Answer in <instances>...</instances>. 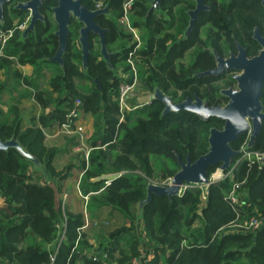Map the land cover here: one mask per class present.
<instances>
[{"label":"trees","instance_id":"trees-1","mask_svg":"<svg viewBox=\"0 0 264 264\" xmlns=\"http://www.w3.org/2000/svg\"><path fill=\"white\" fill-rule=\"evenodd\" d=\"M123 1L105 0L113 19L105 16L95 19L101 27L109 29L105 34L107 48L115 40L118 42L114 49L117 53L110 61L114 69L124 67V59L133 47L124 42L129 41L130 35L117 25ZM82 3L94 8L90 0H82ZM133 8L132 26L139 28L146 5L136 1ZM46 20L44 25L37 24L23 42L18 40L20 31L16 30L5 48L6 55L14 60L0 59V68L7 71L12 62L30 64L35 78L40 77L43 68H51L50 90L36 89L32 95L42 110L50 107L49 118L41 114L36 123L23 126L17 103L10 104L6 111L0 107V140L14 137L39 160L49 176L36 171L32 163L13 148L0 150V264H48L51 253H55L53 264H133V260L139 264H264V163L240 161L232 177L211 183L205 190L188 187L181 195L170 199L153 195L142 207L136 232V206L146 195L148 179L156 175L157 169L161 171H157L161 181L166 180L179 169L177 158L185 162L189 156L194 161L202 155L207 148L209 128L221 123L215 118L203 121L188 111L160 115L162 106L156 101L125 114L119 122L114 97L120 78L109 71L90 41L87 69L82 70L81 52L76 42L79 24L74 20H70L68 27L63 69L49 62L47 59L57 49V37L53 34L55 25L50 14ZM156 33L155 27L145 28L142 37H147L146 47L139 49L138 55L157 57L168 52L169 47L155 41ZM188 47L189 44H182L177 55L181 56ZM135 64L139 84L147 89L152 84L161 87L164 78L159 79L158 71L152 68L146 76L141 62L135 61ZM14 76L21 79L20 74L14 73ZM170 79L181 81L176 77ZM21 82L33 88L29 80L22 78ZM3 88L0 85V92ZM76 99L80 100V111L93 119L88 159L79 163L83 170L80 192L98 191L88 197L84 207L88 212L89 229L96 228L95 221L99 225L107 224L96 214L102 208L118 213L125 223L105 237L100 235L102 241L98 244L95 239L90 242L85 230L81 231L75 246L78 230L84 223L83 213L68 211L56 200L59 183L68 176L72 164L55 170L53 163L58 150L44 144L42 127L64 122ZM260 101L264 109V92ZM244 139V134L240 135L230 144L232 149L239 150ZM251 150L264 152V118ZM236 159L234 157L232 162ZM217 168L218 165L208 167V176ZM120 171L125 174L103 187L102 176ZM54 180L58 181L56 187L51 184ZM234 182H241L240 191L245 193L236 211L226 200ZM203 192H206L204 199ZM236 212H239L237 219ZM250 217L262 220L256 232L231 225L242 224ZM64 220V238L58 244V226Z\"/></svg>","mask_w":264,"mask_h":264},{"label":"flooded vegetation","instance_id":"flooded-vegetation-1","mask_svg":"<svg viewBox=\"0 0 264 264\" xmlns=\"http://www.w3.org/2000/svg\"><path fill=\"white\" fill-rule=\"evenodd\" d=\"M28 1L30 0H4L1 5L2 20L0 21V27L8 25V29L18 30L20 32L24 30L29 22L32 10L31 8H22L20 5H24ZM50 1L41 0L38 12L42 16L43 21L42 19L37 20L36 25L39 23L42 25L46 24L47 16L49 14L52 15L51 9L56 5V0H54V3ZM103 1L90 0L93 3V9L102 8L107 3L105 0ZM136 1L146 5V12L139 28L132 26L133 18L130 17L135 12L133 5ZM195 4V0H159L157 9L149 12L150 0H133L131 9L128 12L127 21L134 33L139 32L140 39L138 38L136 40L134 34L128 28L129 31L127 30L125 32L130 35V45L134 47L140 42L139 47L133 52V56L141 60L139 62L143 65L146 76L153 68L155 71H158L159 79L164 78V81L160 82L161 87L157 84H152L151 88L148 89L141 83L139 84L138 68L135 64L136 60H133V56L130 57L133 60V67L135 69L136 84L132 92L128 95L127 101L130 108L126 114L144 105L151 104L153 101L161 104L162 112L164 109L162 102L157 99H150L155 89L160 90L165 96L170 97V103L174 105L183 102L187 98L194 100L195 97H198L207 106H223L227 102V97L221 93V90L227 89L228 87L235 88L234 76L241 73L242 70L240 67L243 65L244 60L258 56L259 52L263 49L264 0H202L200 8H197V11L193 13ZM108 13L109 15L105 14L100 16L113 19L112 13L110 11ZM146 27L157 28L155 41L158 40L160 44L170 48L164 56L158 55L157 57H151L149 55L140 56L137 54L139 48L146 47L144 44L146 43L145 40L147 37H145L146 35L144 38L142 37ZM89 38V41L93 45H97L99 54L98 36L91 33L89 34ZM76 42L78 44L77 37ZM116 42L115 40L109 46L118 43ZM182 44H189V47L182 52L181 56H178L177 53H179ZM108 48V52L114 53L110 57L111 61L117 51L111 47ZM191 49L195 50L193 55L185 59L186 54ZM131 50L128 51L124 59V67L119 66L117 69H114L112 65V69L107 67L113 75L120 78L119 80L128 78L131 81L132 79L133 70L129 63V52ZM169 52H174L175 55ZM99 56L102 59L100 54ZM214 69L217 72L198 76L203 72ZM169 77H176L181 79V81L175 82ZM137 86L138 89L140 87L141 93L145 96L141 101L135 96L136 93L134 91ZM262 88V92H264V86ZM218 121L221 124L215 128L221 129L223 121ZM250 131L251 124L249 123V129L244 133L245 139L241 145L248 143ZM254 142L255 139L251 148Z\"/></svg>","mask_w":264,"mask_h":264},{"label":"water","instance_id":"water-1","mask_svg":"<svg viewBox=\"0 0 264 264\" xmlns=\"http://www.w3.org/2000/svg\"><path fill=\"white\" fill-rule=\"evenodd\" d=\"M3 1L0 0V21L2 20L1 5ZM195 2L193 13L197 11V8H200L202 0H195ZM158 4L159 0H150L149 12L157 9ZM40 5L41 0H30L26 4L20 5L22 8H31L32 10L26 28L20 32L18 39L20 42L24 41L28 34L35 30L37 20L42 19V16L38 12ZM108 11V3L102 8L89 9L82 4V0H56V5L51 9V18L55 24L53 34L57 37V49L54 55L47 60L58 64L60 69H63L62 55L66 46L68 27L70 20H74L80 25L77 32V41L81 52L82 70L86 71L87 69L90 51L88 38L91 33L98 36L99 54L107 67L112 69L110 57L114 53L108 52L105 43V33L108 32V29L100 27L95 22L98 16L109 15ZM240 69L242 70L241 73L234 76L235 88L228 87L221 90V93L227 97V102L223 106H207L198 97H195L194 100L187 98L183 102L174 105L170 103V97L165 96L158 89H155L154 93L150 96L151 100L157 99L164 105L161 115H165L168 112L177 113L181 110L188 111L201 120H207L210 117L221 120L223 121V126L221 129L215 127L209 128L206 151L194 161H191L189 156L186 157L185 162L177 158L179 169L170 177L167 185L155 183H148L146 185V195L136 206L134 220L136 232L142 217V207L152 199L153 195H165L170 199L173 195H177L184 183L208 186V167L218 165L217 169L221 172L228 169L232 159L240 154V151L232 149L230 144L249 129V123L251 124V131L245 149H251V145L261 129L264 118L263 107L260 101L264 82V43L259 55L249 60H244ZM215 70L203 72L198 76L217 72ZM8 148L16 150L21 157L32 163L36 171L42 172L49 178L39 160L28 153L14 137L6 141L0 140V150L5 151ZM261 161H264V157L261 158Z\"/></svg>","mask_w":264,"mask_h":264},{"label":"built area","instance_id":"built-area-1","mask_svg":"<svg viewBox=\"0 0 264 264\" xmlns=\"http://www.w3.org/2000/svg\"><path fill=\"white\" fill-rule=\"evenodd\" d=\"M132 3H133V0H125L122 3V16L119 18V22L122 25H127L128 29L135 36L133 29H131V27L128 25V21H127L128 12L131 9ZM14 32H15L14 29L4 30L0 27V58L14 59V57L7 56L5 53V48H6L7 42L12 38ZM137 40H138V38H137ZM138 47H139V43H137L133 47V49L129 52V60H130L129 63H130V66L133 70L131 81L128 78L121 79L120 82L118 83V86L116 89V95L114 97V101L116 103V106H117L119 114H120V116L118 118L119 122H121L123 120L124 115L128 112V110L130 108L129 103L127 101V98H128V95L132 92V89L136 84L135 69L133 67V62L131 61L130 57L133 56V54H134L133 52ZM79 105H80V100L76 99L74 101L73 108L67 113L66 118L64 119V122H62L56 126L55 132H56V134H63L66 136L69 135V136L74 137L76 145L73 148V152H75V153L82 152L84 155V157L82 159L86 162L88 159V154H89V151L91 148L85 147V136L83 133V131H84L83 126L80 123H78L79 113H80V109L78 108ZM239 151H240V154L237 156L235 163L232 162L231 165L228 167V169H226L223 172L216 169V171L209 176V184L221 181L227 177H232L235 165L240 161H247V162L256 163V164L264 163V161H261V158L264 157V153H261L260 151H256V150L245 149V143L240 146ZM123 174H125V171L114 172V173H110V174H106V175L102 176L101 179H103V187L108 186L114 179L120 177ZM215 174H217V175H215ZM82 175H83V170H81V172L79 173V177H81ZM79 182H77L76 186H75L76 192L79 195V197L83 200L84 207H85V203L88 200V197L91 194L98 193V191L88 192L86 194H82L80 192V189H79ZM168 183H169V181L166 182V180H165V183L162 182V183H160V185H162V184L167 185ZM240 185H241V182L232 183L230 190L226 194V200L228 201L229 205L235 211L237 209L236 207L241 204V200L244 199L243 197L245 194L244 192L240 191V189H241ZM188 187H200V188H203V190H205L208 186L190 185V184L184 183L181 186V189L178 191L177 195H181L185 191V189ZM205 193L203 192L202 199L205 198L204 197ZM1 205H2V201L0 199V206ZM64 205H65V198L63 197L62 206H64ZM238 217H239V212H236V219ZM83 219H84V223L81 226V228H79V230H78V236H77V239L75 241V246L77 245L81 231L86 230V228L88 227V224H89V222H88L89 219L87 218L85 208L83 211ZM231 225L241 227L245 230H249L252 232H256L262 226V220L258 217H250L249 219H247L246 222H244L242 224H231ZM58 229H59V239H58L57 243L60 244L64 238L65 220L63 221L61 226H58ZM103 257L104 258L106 257V255L104 253H103ZM54 258H55V253H51L49 256V263L48 264H53ZM95 258L96 257H94V259ZM132 263L133 264H139V262L136 260H133Z\"/></svg>","mask_w":264,"mask_h":264},{"label":"crops","instance_id":"crops-1","mask_svg":"<svg viewBox=\"0 0 264 264\" xmlns=\"http://www.w3.org/2000/svg\"><path fill=\"white\" fill-rule=\"evenodd\" d=\"M14 73L20 74L21 79L25 78L29 80L33 88L29 86L28 88L25 87L22 84L23 82H21V79L15 78ZM49 75H51V68H43L40 72V77L35 78L33 74V66H31L30 64L19 65L16 62H12V64L8 67V71L4 70V68H0V85L4 86L3 90L0 92L1 109L3 111H6L7 107L10 104L17 103L18 111L23 116V126H26L31 122L36 123L41 114H44L46 118H49L50 107L42 110L39 105L32 99V95L36 89H42L45 91L50 90L48 85V79L50 77ZM40 82H43L41 84L42 86L40 85ZM82 84L89 86V83L87 82H82ZM53 96H55V94ZM143 96L144 95L141 94V97ZM1 102L3 105H1ZM78 123L83 126V133L86 138L85 147L87 148L89 147L88 140L93 132V119L89 114L80 111ZM56 124L57 123H54L49 127H42V129L44 134V144L49 147L56 148L58 150V156L62 155V153L64 152L72 151L76 143L74 142L75 138L72 136L67 137L66 135L56 134ZM78 154L83 155L82 152H78ZM72 165L73 167H71V170L68 172V176L59 183L61 187L58 194L63 195V197L65 198V206L68 211H71L73 213H82L80 207L84 205V203L83 201H78L80 197L78 198L79 195L77 194L75 187L76 183L79 182L81 178L79 177L81 168L77 167V165L74 163H72ZM74 166H76L77 168ZM102 211L109 213V210L107 208H102L101 210L96 211L97 216H100ZM93 241V239L90 240V242Z\"/></svg>","mask_w":264,"mask_h":264},{"label":"rangeland","instance_id":"rangeland-1","mask_svg":"<svg viewBox=\"0 0 264 264\" xmlns=\"http://www.w3.org/2000/svg\"><path fill=\"white\" fill-rule=\"evenodd\" d=\"M125 1V0H124ZM123 1V2H124ZM102 2H104L103 0H102ZM134 14L133 15H130V17L131 18H134ZM117 25H118V27H120V29L122 30V32H127V25H122L120 22H119V20H118V22H117ZM129 31V30H128ZM136 34H135V39L137 40V38H139L140 39V37H139V32L137 31V32H135ZM133 39V38H132ZM124 42H126L127 44H129L130 43V39H129V41L127 42V41H124ZM139 44H140V42H138ZM116 45L117 44H113L112 46H110L112 49H115V47H116ZM128 46H130V44L128 45ZM140 49V48H139ZM94 50H97V45L96 44H94ZM193 51V52H192ZM194 51L195 50H190L187 54H186V56H185V59H188V58H190L192 55H193V53H194ZM133 60H136L137 62H139V61H141V60H139L138 59V57H136V56H133ZM133 60H131L132 62H133ZM55 67H56V65H54ZM137 69V68H136ZM138 70V69H137ZM49 74V73H48ZM50 76V75H49ZM48 76V77H49ZM138 76H139V72H138ZM44 79V78H43ZM43 82H40V85L42 84ZM221 83H222V81H221ZM224 83V82H223ZM42 86V85H41ZM218 86H220L219 84H218ZM21 87H23V86H21ZM28 91V90H27ZM135 93V96L136 97H138L139 98V100L141 101L142 100V98H144L145 96H143V97H141V89H140V87H139V89H138V86L136 87V89H135V91H134ZM146 94V93H145ZM1 105H3L2 104V102H1ZM5 106H7V105H5ZM61 135H63V134H61ZM85 136V135H84ZM67 137H70L69 135H67ZM75 142V141H74ZM85 143H86V138H85ZM257 151V150H256ZM261 153H264V152H261ZM84 157V155H79L78 153H75V152H73V150L72 151H67V152H64V153H62V155H58L57 157H56V161H55V159H54V167H55V170L56 171H60L62 168H64V167H66L68 164H72V163H74V164H76L77 165V167H80V160L82 161L83 158ZM72 167H73V165H72ZM74 167H76V166H74ZM76 167V168H77ZM71 170V169H70ZM69 170V171H70ZM157 171H159V170H157L156 169V175H154L152 178H149L148 179V183H155V184H158V185H160V183H162V182H164L165 183V180H162L161 181V177L158 175V173H157ZM216 171V170H215ZM214 171V172H215ZM81 172V171H80ZM213 172V173H214ZM159 173H161V171H159ZM169 179L170 178H168V179H166V182H168L169 181ZM57 182L58 181H56V180H54V181H52L51 182V184H52V186L53 187H56V185H57ZM162 185H166V184H162ZM78 198H79V196H78ZM56 200H57V202H59L60 203V205H62V202H63V195H59V194H56ZM78 201H83L81 198H79L78 199ZM64 207H66L65 205H64ZM80 210H81V212L83 213V211H84V205H82L81 207H80ZM80 212V211H79ZM88 213V212H87ZM86 213V215H88ZM87 218H89V217H87ZM99 218H100V220H102V221H106L107 222V224L106 225H99V223L97 222V221H95L96 222V228H90L89 229V224H88V227L86 228V230H85V232L88 234L87 236H88V238L91 240V239H95L96 241H95V243L96 244H98V242L101 240L102 241V238H100V235H104V237L105 236H107L108 235V233H109V231H111L112 229H115V228H119V227H121V226H123V224L125 223V220L118 214V213H116V212H114V211H111V212H109V213H106V212H101V215L99 216ZM247 220H245L244 222H246ZM88 222H89V220H88ZM244 222H242V223H244ZM101 236V237H102ZM103 237V238H104Z\"/></svg>","mask_w":264,"mask_h":264},{"label":"bare ground","instance_id":"bare-ground-1","mask_svg":"<svg viewBox=\"0 0 264 264\" xmlns=\"http://www.w3.org/2000/svg\"><path fill=\"white\" fill-rule=\"evenodd\" d=\"M215 175H217V174H215Z\"/></svg>","mask_w":264,"mask_h":264}]
</instances>
